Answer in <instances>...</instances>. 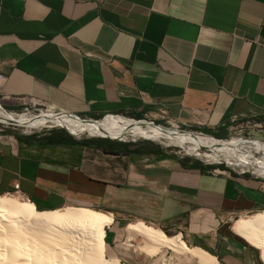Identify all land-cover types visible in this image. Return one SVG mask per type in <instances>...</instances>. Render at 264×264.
<instances>
[{
	"label": "crops",
	"instance_id": "crops-1",
	"mask_svg": "<svg viewBox=\"0 0 264 264\" xmlns=\"http://www.w3.org/2000/svg\"><path fill=\"white\" fill-rule=\"evenodd\" d=\"M1 77L10 110L166 116L207 128L264 122V0H0ZM8 191L40 211L108 215L103 251L119 264H264L231 228L264 210V178L248 172L0 131V194ZM136 222L204 256L151 253L129 229Z\"/></svg>",
	"mask_w": 264,
	"mask_h": 264
},
{
	"label": "bare ground",
	"instance_id": "bare-ground-1",
	"mask_svg": "<svg viewBox=\"0 0 264 264\" xmlns=\"http://www.w3.org/2000/svg\"><path fill=\"white\" fill-rule=\"evenodd\" d=\"M11 121L12 125L23 127L25 132L60 126L77 133L90 131L120 136L122 138H115L121 140L150 139L162 147L177 145L187 155L203 162H224L233 170L249 166L252 168L246 170L264 177V148H258L259 152L254 151L252 148L260 146L256 142H252V146L240 145L237 149L233 145L236 143L234 139L230 140V145H226L203 133L134 123L119 115L84 122L68 115H56L54 111L40 116L9 113L0 104V122L11 124ZM256 153L260 156H255ZM109 221L108 215L92 209L66 207L39 211L27 200L19 201L1 195L0 264H119L107 258L103 251V233ZM232 227L235 233L260 250L264 262V210L238 217ZM129 229L140 232L149 240L144 245L151 253L159 246H167L200 258L204 256V252L185 246L178 236H167L141 222L130 224Z\"/></svg>",
	"mask_w": 264,
	"mask_h": 264
},
{
	"label": "rangeland",
	"instance_id": "rangeland-1",
	"mask_svg": "<svg viewBox=\"0 0 264 264\" xmlns=\"http://www.w3.org/2000/svg\"><path fill=\"white\" fill-rule=\"evenodd\" d=\"M2 107L9 113H14V114H21V113L23 114L24 113L26 115L28 114V116H40L41 114H45L47 112L49 113V111L53 110V109H49V108L43 107V106H36V107H32V108L31 107H27V109L21 108V109H16V110L7 109L4 106H2ZM112 115H119V116H122V117H126L128 119H130V118L143 119L144 118V117H140V118L133 117L131 115H125V114H112ZM100 118H108V116H104V117L100 116L98 118H91V119L96 120V119H100ZM145 119H148V120L154 122L155 124L154 123H150L148 121H143V120H140V121H136V120H132V119H130V120H132L134 123H138V122L139 123H147V124L149 123V125H153V126L158 124V125H160L162 127L175 128V129H177L179 131L197 132V133H201V134L203 133L204 135L212 137V139L215 140V141H223L226 145H230V140L234 139V140H236V143H234L233 145L236 146L237 149L239 148L240 145H244V144H248V145L252 146V145H254V144H252V142H256V143H258L260 145L257 148H252L254 151L259 152L258 148H260V149L264 148V122L261 124L260 127H244L243 125L227 126L224 130H221L222 131L221 137H217V136H215V135H213L211 133H207V132L203 131V129H202V128H204L203 126L183 125V124H181V123H179L177 121H173L171 118H168L166 116L157 117V118H145ZM59 129H63L67 134L72 136L75 140L88 139V138H91V137H89L90 135H93V136H96V135H98V136H106V137H113V138H115V137L122 138L120 136L107 135V134H103V133L98 134V133L90 132V131L85 132V133H77V132H75L73 130H68L67 128H62L60 126L43 127V128L38 129V130L33 129V130H30L29 132H25L23 127H21V126L12 125V124H3V123L0 122V131L8 132V133H11V134H13L15 136H25L26 137V136H31V135H43V134H47V133H50L52 131L59 130ZM67 130L69 132H71L72 135ZM212 131L213 132H218V130H215V129H213ZM123 139H128V138H123ZM114 140L119 141L118 139H114ZM129 140H134V141H129ZM121 142L130 143L131 145H137V144H139V142H147V143H149V145L158 147L162 151L163 154H168V155H171V156H174V157H177V158L184 159L186 161L199 162V163L204 164L199 159L187 155L186 152H183L184 150L179 148V146H177V145H171V146H168V147H162L159 143H157L155 141H152L150 139H143V138H140V139L139 138H137V139L136 138H130L128 140H123ZM205 152L209 153L210 151L209 150H205ZM255 156H260V155H259V153L258 154L256 153ZM224 164H219V165L215 164V165L218 166L219 168L222 167L224 169H228V170L232 171V169L230 167H228V166H226ZM207 165H209V164H207ZM247 168H252V167L246 166V167H240V168L234 169V170H236V171H244ZM1 195L7 196V197H10V198H14V199L19 200V201H26L27 200L26 198L21 197L19 193H16L14 191L4 192V193L0 194V196ZM66 207H80V206L66 205V206L60 207L59 209L66 208ZM36 208L39 211L42 210V209H39L38 207H36ZM86 208H89V207H86ZM248 215H250V214H248ZM248 215H246V216H248ZM236 219L237 218H235L231 222L232 226H233V224H234ZM232 226H231V228L233 230ZM172 253H174V252H172Z\"/></svg>",
	"mask_w": 264,
	"mask_h": 264
},
{
	"label": "trees",
	"instance_id": "trees-1",
	"mask_svg": "<svg viewBox=\"0 0 264 264\" xmlns=\"http://www.w3.org/2000/svg\"><path fill=\"white\" fill-rule=\"evenodd\" d=\"M134 117L140 118V114L133 115ZM226 127H219V128H202L203 131L207 133H211L217 137H221V130H224ZM218 130V132H213L212 130ZM68 131V130H67ZM69 132V131H68ZM71 134V132H69ZM19 141H23L25 143L30 142H37V143H43V144H82V145H91L94 147H97L104 152L107 153H135V154H155V155H161V156H170L174 157L168 154H163L162 151L156 147L149 145L147 142H139L137 145H131L130 143L117 141L114 139H108V138H88V139H82V140H75L72 136L67 134L63 129L55 130L47 134L43 135H31V136H16ZM216 137V138H217ZM113 138V137H111ZM195 165L203 166L207 168H214L218 167L216 165H205L199 162H192ZM222 168V167H221Z\"/></svg>",
	"mask_w": 264,
	"mask_h": 264
},
{
	"label": "water",
	"instance_id": "water-1",
	"mask_svg": "<svg viewBox=\"0 0 264 264\" xmlns=\"http://www.w3.org/2000/svg\"><path fill=\"white\" fill-rule=\"evenodd\" d=\"M55 113H56V115H68V116H70V117H74V118H79L80 120H82V121H84V122H89V121H95L94 119H91V118H87V117H81V116H78V115H75V114H68V113H64V112H60V111H54ZM104 116V115H103ZM102 116V117H103ZM130 119H132V120H136V121H140V120H143V121H148V122H150V123H154V122H152V121H150V120H148V119H145V118H143V119H133V118H130ZM96 120H99V119H96ZM9 123H11V124H13L12 123V121L11 122H9ZM155 124V123H154ZM158 125V124H157ZM63 128V127H62ZM165 128V127H164ZM66 130V129H65ZM72 135V134H71ZM89 137H91V138H108V139H116V138H111V137H106V136H93V135H90ZM119 141H123V140H121V139H118ZM129 141H134V140H129ZM203 162V161H202ZM204 164H209V165H215V164H224L223 162H219V163H208V162H203ZM224 165H226V164H224ZM227 166V165H226ZM229 167V166H228ZM232 171H235V170H233L232 169ZM236 172H241V173H243V172H248V173H251L250 171H248V170H244V171H236ZM251 174H254V175H256V176H259V177H262V178H264L263 176H260V175H258V174H255V173H251Z\"/></svg>",
	"mask_w": 264,
	"mask_h": 264
},
{
	"label": "built area",
	"instance_id": "built-area-1",
	"mask_svg": "<svg viewBox=\"0 0 264 264\" xmlns=\"http://www.w3.org/2000/svg\"><path fill=\"white\" fill-rule=\"evenodd\" d=\"M0 81L1 82L4 81V78L1 77ZM24 109H27V107H25ZM262 123L263 122H261V121L258 122V121H255L254 119H244V120H234L229 126H231V125H243L244 127H260ZM14 192H16V191H14ZM20 196L23 197L21 194H20ZM229 219H231V217Z\"/></svg>",
	"mask_w": 264,
	"mask_h": 264
}]
</instances>
